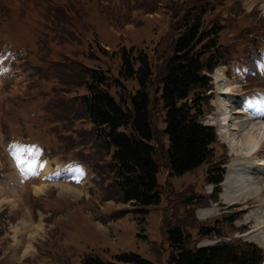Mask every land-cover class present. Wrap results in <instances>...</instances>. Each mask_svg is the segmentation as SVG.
I'll use <instances>...</instances> for the list:
<instances>
[{
  "label": "rangeland",
  "instance_id": "obj_1",
  "mask_svg": "<svg viewBox=\"0 0 264 264\" xmlns=\"http://www.w3.org/2000/svg\"><path fill=\"white\" fill-rule=\"evenodd\" d=\"M35 1L0 0V48L20 47L21 55L36 53L37 42L27 34L37 23L40 27L42 9L48 11L52 5ZM152 1L70 0L71 5L66 7L69 14L65 13L62 19L71 23V28L65 27L71 41H54L36 67H26L24 58L15 62L12 54L0 55L4 69L0 75V172L10 174L12 186L11 191L0 188V264H81L88 255L114 262L115 255L129 251L152 264H169L171 248L165 232L168 225H178L196 245L244 240L258 245L264 253V241L258 242L264 240V225L261 227L259 222L264 220V134L258 138L256 150L246 155L238 145H230L233 126L225 127L230 130L225 136L215 122L218 116L211 120L213 113L219 112V102H214L218 88L212 78L214 95L208 96L201 121L211 124L217 134L213 159H222L224 178L234 160L243 166L247 164L245 160H253L257 170L252 173L263 185L257 197L226 202L221 183L217 198L212 200L213 184L205 178L208 162L179 175L168 166V140L162 132L164 111L158 91L159 79L171 55V34L178 32L173 24L187 7L193 3L205 5L201 15L204 25L218 23L222 27L216 37L218 44L233 47L240 61L264 48V0ZM136 8L144 12L136 13ZM123 48L144 52L153 71L149 91L156 134L152 143L159 165L161 198L159 203L147 206L120 200L109 167L111 150L104 147L79 104V97L87 94L82 83L86 80L82 72L85 67L105 73L115 99L120 95L127 97L137 89L135 79L119 75V53ZM16 69L18 74L14 73ZM220 70L225 73L226 85L233 87L232 98L242 100V107L245 103L257 106L260 118L255 117L256 121H264V53L252 58L243 69L233 66L228 70L225 66ZM59 87L67 89L54 90ZM245 114L248 120L251 115L247 111ZM246 132L247 128L241 126L236 140L241 138L245 143ZM16 145L40 152L26 157H33L38 175L30 174L25 165V173H13L9 159L13 158L11 149ZM40 147L47 150L49 162ZM72 153L85 158L89 166L66 162L72 160ZM45 163L50 164L48 171ZM64 169L67 176L57 178ZM63 186L66 190L60 188ZM42 187V192H35ZM44 191L45 196H40ZM21 193L23 203L17 201ZM109 199L113 200L106 202ZM50 209L54 210L51 214ZM203 209H212V213L200 219L198 211ZM202 226L212 233L199 238L198 229Z\"/></svg>",
  "mask_w": 264,
  "mask_h": 264
},
{
  "label": "trees",
  "instance_id": "obj_2",
  "mask_svg": "<svg viewBox=\"0 0 264 264\" xmlns=\"http://www.w3.org/2000/svg\"><path fill=\"white\" fill-rule=\"evenodd\" d=\"M38 1L52 5L48 11L42 9V28L46 32L43 35L38 34L34 26L27 34V37H37L38 49L41 51L40 62L45 59L49 51L47 45L57 34V30L66 32L64 24L70 21L62 17L66 13L64 7L71 5V2ZM204 6L191 4L185 9L183 16L174 22L178 32L176 31L175 36L171 34V55L159 79L158 91L164 111L165 126L162 132L167 134L166 156L171 172L179 175L208 162L205 178L207 182L215 185L211 195L215 199L224 170L220 167L223 164L222 159H213L217 138L215 130L201 122L206 113L204 108L208 104L207 92L211 88L210 77L206 72H211L221 63H228L232 58L230 52L235 49L228 45H219V38L216 37L222 27L218 23L214 21L210 26L204 25L201 17ZM193 9L196 10L195 13L190 12ZM28 54L30 56L32 52ZM119 54L120 77L135 79L137 89L127 97L120 95L115 99L109 92L110 85L106 83L105 73L100 69L85 67L82 72L86 80L82 83L86 86L87 94L79 97V104L104 147L111 150L109 167L113 172L114 186L120 200L123 203L132 201L141 206L157 204L160 202L161 191L157 181L159 165L152 143L156 134L151 121L149 91L152 67L148 56L140 50L123 48ZM28 63L30 67L38 64L32 66L31 62ZM65 89L67 88L59 87L54 90L65 92ZM71 156L72 160L66 162L89 166L90 162L80 155L77 157L72 153ZM165 232L171 248L169 264H260L264 257L262 249L252 242L221 240L212 245L197 246L194 244L196 241L191 242L190 236L178 225L166 226ZM210 233L212 231H208L205 226L198 229L199 238ZM114 259V262L103 261L98 256L88 255L82 258L81 264H152L132 251L119 253Z\"/></svg>",
  "mask_w": 264,
  "mask_h": 264
},
{
  "label": "bare ground",
  "instance_id": "obj_3",
  "mask_svg": "<svg viewBox=\"0 0 264 264\" xmlns=\"http://www.w3.org/2000/svg\"><path fill=\"white\" fill-rule=\"evenodd\" d=\"M214 82L217 85V96L216 100L214 102H219V112L212 115L211 120H214L215 117H217V125L222 129V132L225 136H228L229 129H225V127L229 128V126H233L234 132L232 135H234L230 139V145L232 147H235L238 145L240 149L243 150L241 152L242 154H249L251 152H254L258 144V138L260 135L264 134V121L257 120L258 117V111L257 106H252L247 103L242 107L241 104L243 103L242 100H237L232 98V90L231 86L226 85L225 79L223 76V72L220 70V68L216 69V71L213 73ZM246 111L251 115V117L247 120L246 117ZM264 116V112L262 114ZM262 118V117H261ZM221 122L226 123V125L221 124ZM241 126H243V129L247 128L246 134V142L242 143V139L236 140V137L239 136V132L241 130ZM258 149V148H257ZM243 158H241L240 161H242ZM246 166H243L241 162L238 160H234L231 164L227 167V174L225 178L222 180V186L224 187V200L226 202H232L239 200L241 198H247V197H253V196H259L261 194V189L263 188V185H260V183L257 180V176H254L252 171L257 170V165L253 164V160H245L244 161ZM252 163V164H251ZM44 164V167L48 169V164ZM47 171L45 173V177H47ZM258 172V171H257ZM246 173L247 175H244ZM70 174V173H69ZM258 175V173H257ZM67 174L64 171H61L56 176L57 178L66 177ZM70 176V175H69ZM45 186V185H43ZM62 190H66L64 186L60 187ZM42 188H38L35 190V192H42ZM212 213V209H203L198 211V216L200 219L206 218L208 215ZM260 219V226L264 225V220ZM258 225V224H257ZM258 237V236H257ZM261 239V237H260ZM264 240H260L258 242H263ZM29 248V247H28ZM261 264H264L262 262Z\"/></svg>",
  "mask_w": 264,
  "mask_h": 264
},
{
  "label": "snow or ice",
  "instance_id": "obj_4",
  "mask_svg": "<svg viewBox=\"0 0 264 264\" xmlns=\"http://www.w3.org/2000/svg\"><path fill=\"white\" fill-rule=\"evenodd\" d=\"M249 103H252V101ZM13 153L14 158L17 160L18 167L25 165L30 174L38 175V172L34 171L36 168L35 160L26 158L29 155H38V152L33 147L16 145L13 146ZM39 167H43V165H40ZM77 171H79V169H77Z\"/></svg>",
  "mask_w": 264,
  "mask_h": 264
},
{
  "label": "crops",
  "instance_id": "obj_5",
  "mask_svg": "<svg viewBox=\"0 0 264 264\" xmlns=\"http://www.w3.org/2000/svg\"><path fill=\"white\" fill-rule=\"evenodd\" d=\"M3 187H4V191H8V190H10V191H11V190H12V188H11L12 186H11V185L9 186V183H8V182H6V183H3ZM19 195H20V194H19ZM19 195H18V197H20ZM19 200H20V198H18V200H17V201H19ZM21 202L23 203V199H22V201H21ZM24 208H25V207H24Z\"/></svg>",
  "mask_w": 264,
  "mask_h": 264
}]
</instances>
